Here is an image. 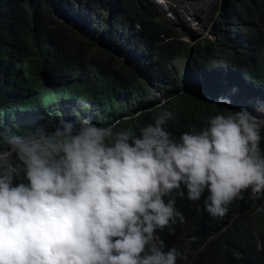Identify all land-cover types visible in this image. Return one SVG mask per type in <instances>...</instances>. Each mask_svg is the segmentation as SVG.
Listing matches in <instances>:
<instances>
[{"label":"trees","instance_id":"1","mask_svg":"<svg viewBox=\"0 0 264 264\" xmlns=\"http://www.w3.org/2000/svg\"><path fill=\"white\" fill-rule=\"evenodd\" d=\"M33 1L31 12L27 0H0V131L25 135L27 122L18 116L44 112L56 126L91 117L98 125L119 121L116 130L139 135L164 110H153L160 102L149 94L157 88L167 92L164 108L173 113L165 130L178 139L239 105L253 113L264 99V0H229L216 39L189 48L183 70L171 64L188 43L160 18L153 0ZM64 3L87 13L83 36L56 17ZM226 90L231 103H218ZM138 93L149 104L130 119ZM261 137L264 154V127ZM203 199L176 197L185 222L170 225L174 232L158 231L167 248L182 256L189 245L200 248L192 264H264V205H257L264 196L234 200L223 217L204 211Z\"/></svg>","mask_w":264,"mask_h":264},{"label":"clouds","instance_id":"2","mask_svg":"<svg viewBox=\"0 0 264 264\" xmlns=\"http://www.w3.org/2000/svg\"><path fill=\"white\" fill-rule=\"evenodd\" d=\"M165 103L139 135L91 117L0 131V264H176L187 257L157 233L185 222L177 196L213 217L264 196L263 117L216 114L177 139Z\"/></svg>","mask_w":264,"mask_h":264},{"label":"rangeland","instance_id":"3","mask_svg":"<svg viewBox=\"0 0 264 264\" xmlns=\"http://www.w3.org/2000/svg\"><path fill=\"white\" fill-rule=\"evenodd\" d=\"M159 10L160 18H162L178 35V37L188 43V49L185 55L179 56L175 59L171 66L174 69L183 70L186 67V59L189 48H195L199 43H203L208 40L216 39L217 32L220 27V20L226 17V7L229 0H153ZM35 1L27 0L28 7L32 12ZM56 17L62 21L67 22L75 32L79 31L83 36L87 32L89 26V19L87 13L83 7L72 6L69 3H64L63 6H59L56 9ZM130 49L128 52H133ZM129 54V53H128ZM165 88V87H164ZM152 100L160 102L165 100L167 92H161L159 89H152L150 92ZM231 95L229 90H226L223 97L228 98ZM149 104V101L143 102L141 95L138 93L131 101V112H141V108ZM264 106V99L259 103V106L253 111V115L263 117L264 113L258 111L260 107ZM242 105H239L236 109L239 110ZM17 121L20 123L27 122L25 126H22L28 130H35L37 127L43 126L46 129H53L56 126L55 116L42 113L41 116L36 118L29 115L25 120L18 116ZM245 198L249 194L244 193ZM248 201V200H247ZM258 208L264 205V202H258ZM254 206V205H253ZM244 219L243 217H241ZM186 242H188L186 240ZM260 241H258V247ZM200 248H195L191 245L187 246L184 251V256L187 257V261L176 264H192L194 258L198 254ZM199 264V262H195Z\"/></svg>","mask_w":264,"mask_h":264},{"label":"water","instance_id":"4","mask_svg":"<svg viewBox=\"0 0 264 264\" xmlns=\"http://www.w3.org/2000/svg\"><path fill=\"white\" fill-rule=\"evenodd\" d=\"M191 54V50L189 51V55ZM188 55V56H189ZM188 56H187V59H186V64L188 63Z\"/></svg>","mask_w":264,"mask_h":264}]
</instances>
